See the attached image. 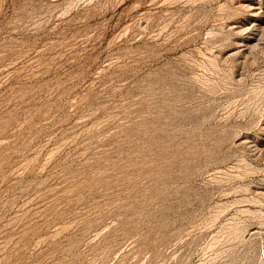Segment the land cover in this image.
<instances>
[{"label": "rangeland", "instance_id": "374dc122", "mask_svg": "<svg viewBox=\"0 0 264 264\" xmlns=\"http://www.w3.org/2000/svg\"><path fill=\"white\" fill-rule=\"evenodd\" d=\"M0 264H264V0H0Z\"/></svg>", "mask_w": 264, "mask_h": 264}]
</instances>
